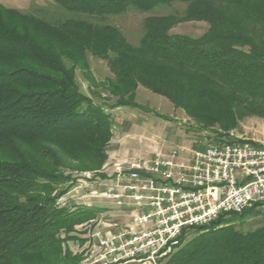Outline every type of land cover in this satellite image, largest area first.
Segmentation results:
<instances>
[{"label": "trees", "instance_id": "1", "mask_svg": "<svg viewBox=\"0 0 264 264\" xmlns=\"http://www.w3.org/2000/svg\"><path fill=\"white\" fill-rule=\"evenodd\" d=\"M55 3L54 18L0 6V264L48 260L50 251L58 258L56 235L90 212L65 213L56 207L61 192L53 195L68 181L61 178V156L101 160L112 136L103 108L76 83V70H89L88 55L107 63L116 107L138 108L131 100L140 85L204 130L235 128L239 112L264 117V0ZM160 6L169 14H154ZM130 11L147 15L138 46L109 23ZM180 21L208 28L198 38L170 33ZM258 208L194 229L187 242L185 233L182 246L159 264H264V223L240 229L261 214ZM40 251L46 252L30 261Z\"/></svg>", "mask_w": 264, "mask_h": 264}, {"label": "rangeland", "instance_id": "2", "mask_svg": "<svg viewBox=\"0 0 264 264\" xmlns=\"http://www.w3.org/2000/svg\"><path fill=\"white\" fill-rule=\"evenodd\" d=\"M0 6L20 14L47 18H54L60 13L55 0H0ZM177 8L182 10L183 6L177 5ZM153 13L168 15L169 10L160 6ZM146 17L145 14L130 11L128 14L111 16L109 23L119 30L129 44L138 46L144 34ZM207 28L208 25L202 21H180L170 33L198 38ZM87 68L88 72L76 70V83L82 95L89 98L93 105L103 108V114L111 123L112 136L101 160L77 162L61 156V178L68 181H61V186L55 188L53 195L61 192L56 207L65 209V213L90 211L91 214L89 212L87 217L82 218L81 223L67 229L61 228L56 235L61 249L58 258L54 257V251H50L51 259L36 262L34 260L40 257L39 254L46 251L38 254L31 252L30 261L34 262L29 264H93L91 256H94L92 246L95 234L116 230V227L108 224L119 227L128 224L127 213L117 209L112 200L101 195L110 185V178L117 166L130 168L133 164L149 162L155 153L167 154L172 148L207 145L217 140L264 144V117L239 112L235 128L223 130L210 127L204 130V125L194 122L184 110L176 109L166 97L140 85L131 100L138 108L116 107L115 96L106 82L113 78L107 63L88 55ZM1 150L0 157L4 151ZM258 210L261 214L247 218L242 224L240 229L243 232L254 230L264 223V207ZM193 234L195 231L187 232L185 242Z\"/></svg>", "mask_w": 264, "mask_h": 264}, {"label": "built area", "instance_id": "3", "mask_svg": "<svg viewBox=\"0 0 264 264\" xmlns=\"http://www.w3.org/2000/svg\"><path fill=\"white\" fill-rule=\"evenodd\" d=\"M101 195L128 214V224L95 234L92 263L156 264L182 246L185 233L264 207V144L223 141L155 153L147 163L117 166Z\"/></svg>", "mask_w": 264, "mask_h": 264}, {"label": "crops", "instance_id": "4", "mask_svg": "<svg viewBox=\"0 0 264 264\" xmlns=\"http://www.w3.org/2000/svg\"><path fill=\"white\" fill-rule=\"evenodd\" d=\"M127 218H128V214H127Z\"/></svg>", "mask_w": 264, "mask_h": 264}]
</instances>
